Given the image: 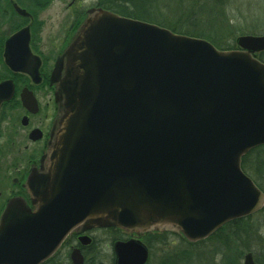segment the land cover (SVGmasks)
Instances as JSON below:
<instances>
[{"label":"water","instance_id":"1","mask_svg":"<svg viewBox=\"0 0 264 264\" xmlns=\"http://www.w3.org/2000/svg\"><path fill=\"white\" fill-rule=\"evenodd\" d=\"M90 11L71 46L74 72L61 81L58 59L51 74L67 115L48 171L26 181L37 206L13 197L0 216V264H40L84 223L137 234L171 227L195 242L264 205L241 169V157L264 145V63L253 56L264 51V35H240L238 50L223 51L203 38ZM29 39L25 26L5 40L3 55L10 70L36 80ZM13 92L11 80L1 81L0 105ZM30 99L24 89L23 104ZM113 250L114 264L148 259L138 239ZM243 264H254L250 252Z\"/></svg>","mask_w":264,"mask_h":264},{"label":"flooded vegetation","instance_id":"2","mask_svg":"<svg viewBox=\"0 0 264 264\" xmlns=\"http://www.w3.org/2000/svg\"><path fill=\"white\" fill-rule=\"evenodd\" d=\"M97 7L95 4L91 8H77L71 12L73 20L60 31L61 34L48 51L37 49L39 36L34 37L29 27V47L38 58L30 64L38 63L37 81L30 74L13 72V78H6L13 82V95L0 105V215L12 197L22 198L30 210L37 206L31 201L26 181L31 172L48 171L49 152L55 146L62 121L67 115L65 94L58 82H50L51 74L58 59L61 62V81L74 72L71 46L77 28L81 20L89 16V11ZM24 89L34 99H30L27 105L21 100ZM155 233L137 234L113 225L80 224L72 228L54 252L40 264H99L102 253L109 254L110 264H114V243L129 239H139L144 243L148 250L147 264L151 246L145 239Z\"/></svg>","mask_w":264,"mask_h":264},{"label":"rangeland","instance_id":"3","mask_svg":"<svg viewBox=\"0 0 264 264\" xmlns=\"http://www.w3.org/2000/svg\"><path fill=\"white\" fill-rule=\"evenodd\" d=\"M98 1L100 0H50L43 6L34 7L27 0H22L21 3L16 0H0V10L7 14L1 18L0 38L5 39L16 30L28 26L31 28L34 37L39 36L38 41L40 42L37 49L48 51V49H52L54 41L61 34L60 31L67 28L68 23L73 20L71 12L76 11L77 8L84 10L91 8ZM12 2H16L21 8L29 12L30 18H25V20L21 18V20L17 15H14L9 9ZM156 9L154 15L166 24L174 25L177 23L176 20L180 19L182 21L177 25H182L184 31L187 27L186 23H192L196 27L195 29L190 27L192 30L203 31L218 43L234 44L235 49H238L236 39L240 35H264V0H219V2L216 0H161ZM86 18L85 16L81 20L80 26ZM186 18L187 20H185ZM12 25H16L18 28L11 30ZM261 53L264 54V51L257 52L253 56H259ZM3 72L6 71L0 65V74ZM248 171L252 174L250 168ZM249 226V229L244 228L242 238L239 240L232 239L224 232L213 236L209 241L206 240L205 243H200L197 246V254L201 260L196 261V264H222V261L226 263V259H223L219 253V248L224 247L231 254L228 258L229 264H243L244 255L248 252L252 254L253 260L255 255H258L260 264H262L261 259L263 260L264 257V212L252 216ZM170 228L153 229L152 231L162 233L171 231ZM172 231L180 235L161 234L157 238L155 235H149L146 238L151 246L147 264H160L165 256L183 246L180 245L182 233L177 230ZM244 247L247 248L244 250L243 256L237 258L236 254L238 255L240 249ZM110 258L109 254L102 253L99 257V264H110Z\"/></svg>","mask_w":264,"mask_h":264},{"label":"trees","instance_id":"4","mask_svg":"<svg viewBox=\"0 0 264 264\" xmlns=\"http://www.w3.org/2000/svg\"><path fill=\"white\" fill-rule=\"evenodd\" d=\"M17 2H20L22 0H16ZM29 1V4L36 6H43L47 4L50 0H27ZM161 0H100L97 3L98 7H101L102 9L111 11L119 16L136 19L148 23H153L162 27H165L169 30H171L174 33L186 35L189 37H197V38H204L210 41L217 49L228 51L233 50L236 47H234V44H224V43H218L216 42L211 36H208L206 33H203V31H197L192 30L191 28H196L194 24L192 23H186L187 27H185L184 31L182 30V25L179 26L177 23H181L182 20H176L177 23L172 24H166L163 20L157 18L154 13L156 8L159 5V2ZM219 2V0H216ZM21 3V2H20ZM11 4V3H10ZM10 11L14 14L15 11L13 10L12 6L9 7ZM6 14L5 11L0 10V24H1V18L4 17ZM18 16V15H17ZM20 19L22 17L18 16ZM25 20V18H22ZM21 19V20H22ZM187 20V18L185 19ZM175 21V20H174ZM185 24V25H186ZM12 27V28H11ZM10 28L11 30L17 29L18 27L16 25H12ZM191 27V28H190ZM5 39L0 38V65L5 69L6 72H3L0 74V80L6 79V78H13V72H11L3 63L2 61V51H3V43ZM261 62L264 63V54L261 53L259 56H256ZM264 145L256 147L254 149H251L248 151L245 155L241 158V168L244 171L245 174H247L252 181L255 183V185L264 193ZM249 168L252 171V174L249 173ZM264 212V205L263 207L257 211L256 213L232 220L222 227H220L217 231H215L212 235H210L208 238L204 240H200L197 242H189L183 237L181 238L180 245H183L179 249H176L173 251V253L165 256L163 258V261H161L160 264H196V261H200L197 252V246H199L200 243H205L206 240H210L213 236L227 233L229 236H231L234 240H239L242 238L243 230L246 227L247 229L250 228L249 222L252 216ZM258 230V228H256ZM161 234H167L172 236L180 235L178 233L172 232V231H164L160 234H150L155 235L156 238ZM147 241V239H146ZM148 243V241H147ZM149 244V243H148ZM247 247H244L240 249V253L237 255V258H241V255L243 256L244 250H246ZM219 253L223 257V259H226V263L222 261V264H229L228 258H230V252L229 250L224 248H219ZM254 258L255 264H260L259 256L255 255ZM258 259V260H257ZM262 264H264V257L263 260L261 259ZM238 264V263H237Z\"/></svg>","mask_w":264,"mask_h":264}]
</instances>
